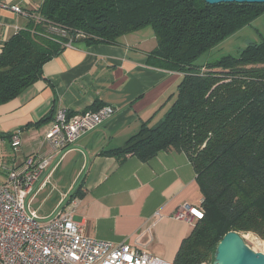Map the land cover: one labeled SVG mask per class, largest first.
<instances>
[{
    "label": "trees",
    "instance_id": "1",
    "mask_svg": "<svg viewBox=\"0 0 264 264\" xmlns=\"http://www.w3.org/2000/svg\"><path fill=\"white\" fill-rule=\"evenodd\" d=\"M263 13V3L43 0L0 52V105L44 78V64L68 42L120 44L151 27L157 45L149 64L183 78L157 122H143L123 146L102 154L122 162L128 155L148 161L162 150L186 153L197 171L204 218L183 240L175 263H213L217 244L231 230L264 240V41L238 55L198 60Z\"/></svg>",
    "mask_w": 264,
    "mask_h": 264
},
{
    "label": "crops",
    "instance_id": "2",
    "mask_svg": "<svg viewBox=\"0 0 264 264\" xmlns=\"http://www.w3.org/2000/svg\"><path fill=\"white\" fill-rule=\"evenodd\" d=\"M42 2L0 0V52L28 20L10 6L19 5L28 13ZM152 38L156 40L154 32ZM156 45L143 47L124 39L120 44L76 41L66 46L44 64V78L0 105V164L20 165L31 154L49 156L26 195L27 210L52 218L74 201L73 219L86 235L142 245L175 263L195 223L172 215L182 204L199 205L203 199L190 158L175 150L159 151L148 161L128 155L120 162L116 155L102 154L123 146L143 122H157L177 93L183 74L148 62ZM106 104L117 108L115 114L76 142L54 149L46 139L58 109L77 114ZM14 133L21 137L17 152L11 146ZM64 164L73 171L70 181L65 170L59 172ZM48 202L51 211L41 214Z\"/></svg>",
    "mask_w": 264,
    "mask_h": 264
},
{
    "label": "built area",
    "instance_id": "3",
    "mask_svg": "<svg viewBox=\"0 0 264 264\" xmlns=\"http://www.w3.org/2000/svg\"><path fill=\"white\" fill-rule=\"evenodd\" d=\"M10 8L28 15L19 5ZM72 44L70 41L67 46ZM116 111V107L108 104L72 115L66 108H60L46 139L54 149L64 148L96 129ZM11 146L14 152L19 150V133L12 135ZM49 159L31 154L20 165L0 164V175L4 176V180L0 179V264H176L150 254L142 245L114 244L86 235L82 225L73 219L74 201L49 222H40L37 212L25 208V198ZM172 216L193 224L204 218V210L201 204L186 203Z\"/></svg>",
    "mask_w": 264,
    "mask_h": 264
},
{
    "label": "rangeland",
    "instance_id": "4",
    "mask_svg": "<svg viewBox=\"0 0 264 264\" xmlns=\"http://www.w3.org/2000/svg\"><path fill=\"white\" fill-rule=\"evenodd\" d=\"M56 31L60 34H65L60 30ZM153 32L154 30L151 27L138 29L124 36L123 41L125 39V41L139 42L141 43V46L149 47L155 41H157L152 38ZM261 41H264V13L254 19L249 26L242 28L240 31L226 38L219 45L202 55L198 62L202 63L205 61L215 60L226 54L238 55L249 43ZM63 170H65V174L68 173L67 178L70 181L73 177V171L65 169V164L60 168V174ZM51 209V202L45 203L43 207L40 208V213H49ZM50 220V216H42L40 217L39 221L46 223ZM238 233L244 238L250 247L264 255V240L260 236L251 231H243ZM245 234H249L250 236L246 237Z\"/></svg>",
    "mask_w": 264,
    "mask_h": 264
},
{
    "label": "water",
    "instance_id": "5",
    "mask_svg": "<svg viewBox=\"0 0 264 264\" xmlns=\"http://www.w3.org/2000/svg\"><path fill=\"white\" fill-rule=\"evenodd\" d=\"M208 4L219 3H263L264 0H205ZM213 264H264V255L256 251L234 230L219 241L215 249Z\"/></svg>",
    "mask_w": 264,
    "mask_h": 264
}]
</instances>
